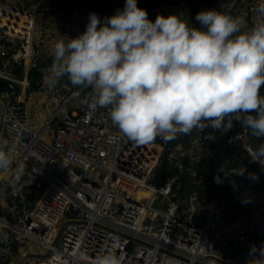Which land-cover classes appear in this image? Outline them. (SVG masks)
I'll use <instances>...</instances> for the list:
<instances>
[{"label":"built area","instance_id":"1","mask_svg":"<svg viewBox=\"0 0 264 264\" xmlns=\"http://www.w3.org/2000/svg\"><path fill=\"white\" fill-rule=\"evenodd\" d=\"M254 4L248 0L244 9L230 11L252 19ZM182 5L171 3L160 13L175 14ZM118 8L123 6L111 15ZM51 19L70 38L87 24L82 15L41 1L0 0V55L23 64L25 79L29 68L48 61L35 30ZM0 77L13 83L11 93H0V138L16 156L0 192L2 264H12L7 253L15 238L36 243L43 252L51 250L47 258L22 264H68L77 247L92 258L112 249L123 264H249L253 245H264V169L246 151L256 144L246 129L229 138L230 155L215 159L214 176L222 181L215 183L227 189L206 201L199 191L188 190L187 182L204 178L200 165L208 128L174 138H190L187 145H171L159 137L138 145L111 124L106 109L89 108L64 82L51 91L53 112L37 131L28 103L20 99V79L9 78L6 65H0ZM87 91L80 90V97ZM238 161L258 169L246 168L244 176L234 179L221 171L240 167ZM18 164L23 165L20 172ZM165 165L175 173L162 179ZM250 172L259 179L248 178ZM238 180L243 188L237 205L230 189Z\"/></svg>","mask_w":264,"mask_h":264},{"label":"clouds","instance_id":"2","mask_svg":"<svg viewBox=\"0 0 264 264\" xmlns=\"http://www.w3.org/2000/svg\"><path fill=\"white\" fill-rule=\"evenodd\" d=\"M254 8L250 23L225 3L203 8L195 16L199 27L183 14L157 15L152 21L138 0H125L103 24L90 12L82 33L55 41L46 87L53 91L66 79L77 100L91 109H106L111 124L138 145L157 137L172 140L194 129L224 135L239 123L257 141L246 151L264 169V0H255ZM82 89L88 90L83 98ZM13 163L0 138V172ZM22 170L18 164L17 171ZM221 171L234 179L247 169ZM248 178L259 179L254 172ZM214 182H222L219 174ZM20 251L19 258L27 253ZM250 253L249 264H264V245H253ZM68 264L123 261L112 249L92 258L77 247Z\"/></svg>","mask_w":264,"mask_h":264},{"label":"trees","instance_id":"3","mask_svg":"<svg viewBox=\"0 0 264 264\" xmlns=\"http://www.w3.org/2000/svg\"><path fill=\"white\" fill-rule=\"evenodd\" d=\"M41 1L44 4H48L58 9H64L71 11L76 14H80L83 17L87 18L90 12H95L99 17L101 24L104 23L106 17H110L112 11L117 6H124L125 0H35ZM170 0H138V7L144 8L148 12V18L152 21H155L157 15H161V11L166 7H163L164 3ZM225 0H172V3L177 4L181 3L190 9V19L192 22L198 24L195 20L196 14L201 11L203 8H214L218 7L220 3H223ZM199 25V24H198ZM0 65L4 67L8 66L12 73H17L22 76L24 74V65L15 63L11 60L9 55L1 56L0 55ZM43 67H32L27 70L29 84L28 93L32 91H40L43 79H44V71ZM67 82L66 79L62 80L61 83ZM13 83L7 79L0 78V92L11 93L13 91L12 88ZM264 91V89H262ZM243 128L239 123H235L234 128L231 132L221 135L218 132H215L213 129L208 128L204 131V134L209 135V139L203 145V153L204 161L200 165L201 171H207L209 174L215 173L213 166L215 159H223L231 154V148L229 147V138L241 131ZM250 138L257 143L255 138ZM190 142V138L187 139H173L170 141L171 145H176L178 143H183L187 145ZM254 168L258 169L257 166L253 165ZM175 173V168L173 166L165 165L161 172V178L165 179L167 176L173 175ZM207 175V174H206ZM205 177L201 179V183L205 180ZM204 180V181H203ZM200 181V180H199ZM195 179L188 178L187 187L188 190L191 188H199L204 196V188L199 185H195ZM243 185L240 180H238V184L234 187H231L230 190L234 191L237 196L241 195V190Z\"/></svg>","mask_w":264,"mask_h":264},{"label":"crops","instance_id":"4","mask_svg":"<svg viewBox=\"0 0 264 264\" xmlns=\"http://www.w3.org/2000/svg\"><path fill=\"white\" fill-rule=\"evenodd\" d=\"M171 3L172 0L166 1V3L163 4L164 5L163 7H167ZM223 3L229 5L233 13H237L241 9H244L247 6L248 0H225ZM175 14H183V17L185 19L191 21L190 9L188 8V6L184 4ZM248 20L250 23L251 19ZM191 23L193 24V26L196 24L192 21ZM35 31H36L35 39L42 41L43 52L48 59L47 63L43 67L44 69L42 70L44 71V79L40 91H32L31 93H28L30 82L27 78L25 79V71L24 74H22V76H20V74L17 73H12V70L8 68V66H6V71L10 76L9 78L20 79V87L22 89V92L20 93V99L21 100L24 99L23 101L28 103L30 107L32 128L37 131H40L43 129L44 127L43 125L45 124L47 118L53 112V107L51 105V91H49L48 88L46 87L47 75L50 72V67L52 64V48L55 41H57L58 39L67 40L68 37H65L62 34L56 19H51L50 21H45V22H41L40 24H37ZM26 64L28 65L29 61H26ZM69 85L70 87L73 88V86H71L70 83ZM41 123L44 124L41 127H38ZM45 136L50 139L53 138V135L51 133H46ZM237 198L238 196L237 194H235V199L233 200V203H235Z\"/></svg>","mask_w":264,"mask_h":264},{"label":"rangeland","instance_id":"5","mask_svg":"<svg viewBox=\"0 0 264 264\" xmlns=\"http://www.w3.org/2000/svg\"><path fill=\"white\" fill-rule=\"evenodd\" d=\"M29 1H35V0H29ZM6 75H8V73L6 72ZM22 92V90L20 91V93ZM26 94V93H25ZM24 100V99H23ZM48 116V115H47ZM49 118H50V116L47 118V120H46V122H45V124L48 122V120H49ZM44 123H41L38 127H41L42 125H43ZM44 124V125H45ZM43 125V126H44ZM47 133H49V132H47ZM178 155H181V152H178L177 153ZM241 154V156H242V158L245 160V161H248V160H246L247 159V157L246 156H244V155H242V153H240ZM11 155H12V158H13V161H14V163H13V165H12V167L11 168H9L7 171H3V172H0V192H1V190H2V188H3V186H4V183H5V179L7 178V176L9 175V172H10V170L13 168V166L15 165V158H16V156H15V154L11 151ZM176 159H174L172 162H173V165L175 164V161L177 162V161H179V156H177V157H175ZM244 162H242V164H243ZM218 165H219V163L215 160L214 161V166H213V169H214V171H216V169H217V167H218ZM238 165H239V161H238ZM239 166H242L241 164L239 165ZM248 170H251V169H254V167L253 166H248L247 165V167H246ZM203 172V171H202ZM207 174V175H206ZM203 176L205 177V181L203 182V183H201L202 181L200 180H198V181H195V183H197V184H195V185H199V186H201L202 188H204V196H203V194H202V192H201V190L199 189V188H191V190H197V191H199L200 192V194L202 195V197L204 198V200H210L211 198H213L214 196H216L217 194H219V193H221L222 191H224L225 190V186H220V185H218V184H216L215 182H214V175L213 174H209L207 171H204L203 172ZM190 190V189H189ZM239 195H238V198L236 199V201H237V205H238V202H239ZM235 201V202H236ZM232 208H233V206H232ZM238 208V207H237ZM230 210H233V209H231V207H230ZM232 212H235V211H232ZM25 249H26V252L27 253H42L43 252V249L39 246V245H37L36 243H32V242H29V241H27V243H26V247H25ZM7 256L9 257V258H11V259H15V260H18V258H19V255L18 254H16V253H13V252H8L7 253ZM32 262H33V260H31ZM11 262V261H10ZM0 264H2V262L0 261Z\"/></svg>","mask_w":264,"mask_h":264},{"label":"water","instance_id":"6","mask_svg":"<svg viewBox=\"0 0 264 264\" xmlns=\"http://www.w3.org/2000/svg\"><path fill=\"white\" fill-rule=\"evenodd\" d=\"M23 139L26 140V135L25 134L23 135ZM68 224H70V222L65 223L61 227V229L59 230V236L62 233V231H64L65 227ZM56 243H57V240L54 242V245H56ZM25 247H26V243L25 242H22L19 239L15 238L14 239V245H13V247L11 249V252L16 253V254H20L21 253L20 248H25ZM50 253H51L50 249L45 251V252H43V253H37V254L26 253V254L20 255L21 257L18 259V261L15 264H22L27 259H33V258L43 259V258H47V257H49L51 255Z\"/></svg>","mask_w":264,"mask_h":264},{"label":"flooded vegetation","instance_id":"7","mask_svg":"<svg viewBox=\"0 0 264 264\" xmlns=\"http://www.w3.org/2000/svg\"><path fill=\"white\" fill-rule=\"evenodd\" d=\"M207 201V200H206Z\"/></svg>","mask_w":264,"mask_h":264}]
</instances>
